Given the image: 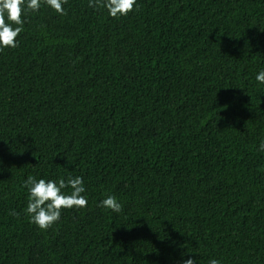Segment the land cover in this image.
<instances>
[{"label":"trees","instance_id":"obj_1","mask_svg":"<svg viewBox=\"0 0 264 264\" xmlns=\"http://www.w3.org/2000/svg\"><path fill=\"white\" fill-rule=\"evenodd\" d=\"M63 8L0 50V264H264V0ZM29 175L87 206L38 228Z\"/></svg>","mask_w":264,"mask_h":264},{"label":"clouds","instance_id":"obj_2","mask_svg":"<svg viewBox=\"0 0 264 264\" xmlns=\"http://www.w3.org/2000/svg\"><path fill=\"white\" fill-rule=\"evenodd\" d=\"M42 3L50 6L60 15L66 14L63 4L67 3V0H0V50L17 46L16 37L23 31L24 20L22 17L25 7L27 10L36 12ZM135 4L136 0H89V7L105 8L112 18L128 15L133 11ZM256 81L264 84V71L257 74ZM260 150H264V141L260 144ZM23 186L29 192L26 212L30 216L31 222L42 230H47L57 222L63 209L87 206V200L82 195L85 189L81 177L69 178L67 182L61 179L57 183L52 180H37L29 175ZM69 186L72 189L70 194L61 191ZM99 206L111 209L115 213L121 212L123 208L116 197L111 195L102 200ZM183 264H196V262L189 258ZM209 264H220V261L212 259Z\"/></svg>","mask_w":264,"mask_h":264}]
</instances>
